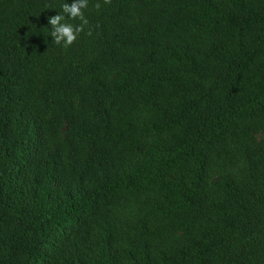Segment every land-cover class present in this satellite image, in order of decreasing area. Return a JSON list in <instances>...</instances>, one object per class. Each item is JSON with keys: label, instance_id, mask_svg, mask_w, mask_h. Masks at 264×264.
Listing matches in <instances>:
<instances>
[{"label": "trees", "instance_id": "1", "mask_svg": "<svg viewBox=\"0 0 264 264\" xmlns=\"http://www.w3.org/2000/svg\"><path fill=\"white\" fill-rule=\"evenodd\" d=\"M65 2L0 0V264H264V0Z\"/></svg>", "mask_w": 264, "mask_h": 264}, {"label": "clouds", "instance_id": "2", "mask_svg": "<svg viewBox=\"0 0 264 264\" xmlns=\"http://www.w3.org/2000/svg\"><path fill=\"white\" fill-rule=\"evenodd\" d=\"M88 5L89 0H72L71 3L65 2L63 14L59 12V14L49 17V24L52 26L50 35L55 44L68 47L77 41L80 33L84 31V27L89 23L84 14V9L88 8ZM66 18L72 20L79 19L81 23L73 25L65 22Z\"/></svg>", "mask_w": 264, "mask_h": 264}]
</instances>
